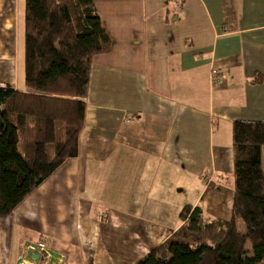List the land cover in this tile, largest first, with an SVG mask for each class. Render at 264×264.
<instances>
[{"label":"crops","instance_id":"obj_1","mask_svg":"<svg viewBox=\"0 0 264 264\" xmlns=\"http://www.w3.org/2000/svg\"><path fill=\"white\" fill-rule=\"evenodd\" d=\"M182 1L95 0L115 43L91 63L79 154L0 218V264L40 242L56 264H137L186 205L231 220L234 122L264 121V0ZM24 19L0 0V87L27 90Z\"/></svg>","mask_w":264,"mask_h":264},{"label":"trees","instance_id":"obj_2","mask_svg":"<svg viewBox=\"0 0 264 264\" xmlns=\"http://www.w3.org/2000/svg\"><path fill=\"white\" fill-rule=\"evenodd\" d=\"M24 20L27 90L0 87V218L78 156L91 63L115 43L95 0H25ZM263 146L264 121H235L231 220L186 205L184 224L137 264H264Z\"/></svg>","mask_w":264,"mask_h":264},{"label":"water","instance_id":"obj_3","mask_svg":"<svg viewBox=\"0 0 264 264\" xmlns=\"http://www.w3.org/2000/svg\"><path fill=\"white\" fill-rule=\"evenodd\" d=\"M26 258L30 260L33 264H56L58 258L61 255L53 250H42L38 244H26ZM46 257L49 258L47 262H45Z\"/></svg>","mask_w":264,"mask_h":264},{"label":"rangeland","instance_id":"obj_4","mask_svg":"<svg viewBox=\"0 0 264 264\" xmlns=\"http://www.w3.org/2000/svg\"><path fill=\"white\" fill-rule=\"evenodd\" d=\"M24 32H25V28H24V24L20 26L19 29V47H20V59H19V66H18V72L20 74V79H24V75H25V59H24ZM239 228L241 231H245V224L242 220L239 221ZM174 233V232H173ZM172 233V234H173ZM171 234V235H172Z\"/></svg>","mask_w":264,"mask_h":264},{"label":"built area","instance_id":"obj_5","mask_svg":"<svg viewBox=\"0 0 264 264\" xmlns=\"http://www.w3.org/2000/svg\"><path fill=\"white\" fill-rule=\"evenodd\" d=\"M175 3V9H176V13L180 14L182 13L183 10V1L182 0H172ZM212 81L214 84H218L220 82V78L219 75L216 71H213V77H212ZM39 247L42 250H46L47 251V246L45 242H40L38 243Z\"/></svg>","mask_w":264,"mask_h":264}]
</instances>
